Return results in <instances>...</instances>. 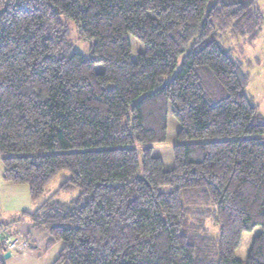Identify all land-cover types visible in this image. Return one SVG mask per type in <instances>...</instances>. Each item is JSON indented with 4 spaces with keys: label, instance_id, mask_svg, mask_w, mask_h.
Here are the masks:
<instances>
[{
    "label": "trees",
    "instance_id": "obj_1",
    "mask_svg": "<svg viewBox=\"0 0 264 264\" xmlns=\"http://www.w3.org/2000/svg\"><path fill=\"white\" fill-rule=\"evenodd\" d=\"M63 18L94 41L89 57ZM263 20L253 0H0L3 180L34 203L65 171L60 190L80 192L13 217L62 243L52 264H264V118L218 44L254 40Z\"/></svg>",
    "mask_w": 264,
    "mask_h": 264
},
{
    "label": "rangeland",
    "instance_id": "obj_2",
    "mask_svg": "<svg viewBox=\"0 0 264 264\" xmlns=\"http://www.w3.org/2000/svg\"><path fill=\"white\" fill-rule=\"evenodd\" d=\"M264 15V12H263ZM68 26V42L73 46V50L80 51L86 57L90 56V46L94 41H87L82 38L74 22L63 18ZM132 56L135 59L137 53L142 52L141 44L134 38H130ZM219 46L228 51L231 58L237 63L240 74L247 79L245 84V94L251 104L258 107L259 112L264 118V20L261 23L259 32L254 40H251L247 34H240L237 31L229 30L218 38ZM179 130V124L168 114L167 118V138L166 142L154 147V155L159 156L164 162V169L170 170L173 167V158L171 156L172 146L177 142L176 133ZM69 174L61 171L46 187L42 198L38 201L40 204L44 201L67 203L77 198L79 190L72 188L70 190H60V186L68 178ZM261 231L260 226H256L251 231L244 232L238 248L235 251V257L241 262H245L250 252L253 239ZM211 234L218 233V227L211 225ZM8 251V250H7ZM10 252V251H8Z\"/></svg>",
    "mask_w": 264,
    "mask_h": 264
},
{
    "label": "crops",
    "instance_id": "obj_3",
    "mask_svg": "<svg viewBox=\"0 0 264 264\" xmlns=\"http://www.w3.org/2000/svg\"><path fill=\"white\" fill-rule=\"evenodd\" d=\"M253 3L264 17V0H253ZM3 170L0 161V231L10 236L23 237L20 248L10 251V257L5 259V264H52L62 249V243H52L47 230L27 218L13 220L21 211L34 212L40 203L31 201L26 185L4 182Z\"/></svg>",
    "mask_w": 264,
    "mask_h": 264
},
{
    "label": "built area",
    "instance_id": "obj_4",
    "mask_svg": "<svg viewBox=\"0 0 264 264\" xmlns=\"http://www.w3.org/2000/svg\"><path fill=\"white\" fill-rule=\"evenodd\" d=\"M1 236V243L8 251H14L20 248L22 243V236L16 235V236H10L7 234H4L3 231H0Z\"/></svg>",
    "mask_w": 264,
    "mask_h": 264
},
{
    "label": "water",
    "instance_id": "obj_5",
    "mask_svg": "<svg viewBox=\"0 0 264 264\" xmlns=\"http://www.w3.org/2000/svg\"><path fill=\"white\" fill-rule=\"evenodd\" d=\"M10 257V252H5V254L3 255L4 259H8Z\"/></svg>",
    "mask_w": 264,
    "mask_h": 264
}]
</instances>
